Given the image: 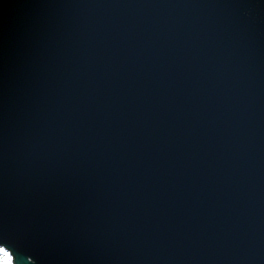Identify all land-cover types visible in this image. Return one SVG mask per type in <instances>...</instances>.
Instances as JSON below:
<instances>
[{
  "label": "water",
  "instance_id": "water-1",
  "mask_svg": "<svg viewBox=\"0 0 264 264\" xmlns=\"http://www.w3.org/2000/svg\"><path fill=\"white\" fill-rule=\"evenodd\" d=\"M0 247L264 264V0H0Z\"/></svg>",
  "mask_w": 264,
  "mask_h": 264
},
{
  "label": "snow or ice",
  "instance_id": "snow-or-ice-1",
  "mask_svg": "<svg viewBox=\"0 0 264 264\" xmlns=\"http://www.w3.org/2000/svg\"><path fill=\"white\" fill-rule=\"evenodd\" d=\"M0 264H13L11 255L2 247H0Z\"/></svg>",
  "mask_w": 264,
  "mask_h": 264
}]
</instances>
